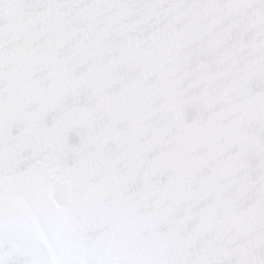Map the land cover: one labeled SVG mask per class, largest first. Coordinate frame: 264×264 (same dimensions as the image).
<instances>
[{
    "label": "snow or ice",
    "instance_id": "obj_1",
    "mask_svg": "<svg viewBox=\"0 0 264 264\" xmlns=\"http://www.w3.org/2000/svg\"><path fill=\"white\" fill-rule=\"evenodd\" d=\"M0 264H264V0H0Z\"/></svg>",
    "mask_w": 264,
    "mask_h": 264
}]
</instances>
